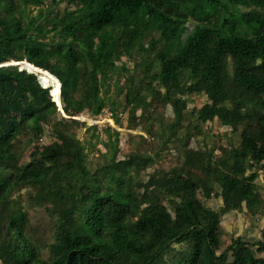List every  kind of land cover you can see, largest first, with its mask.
I'll return each mask as SVG.
<instances>
[{"label": "trees", "instance_id": "trees-1", "mask_svg": "<svg viewBox=\"0 0 264 264\" xmlns=\"http://www.w3.org/2000/svg\"><path fill=\"white\" fill-rule=\"evenodd\" d=\"M103 111L142 133L127 157L76 118ZM260 171L264 0H0V264H264V231L224 247L221 227L264 219Z\"/></svg>", "mask_w": 264, "mask_h": 264}, {"label": "rangeland", "instance_id": "rangeland-1", "mask_svg": "<svg viewBox=\"0 0 264 264\" xmlns=\"http://www.w3.org/2000/svg\"><path fill=\"white\" fill-rule=\"evenodd\" d=\"M64 7V3L61 5V8ZM191 29V25L188 24L187 25V33L188 31H190ZM24 62V61H23ZM19 65V64H17ZM128 66L131 67L132 66V62L128 63ZM47 74V73H46ZM40 82L43 84L42 80H40ZM44 85V84H43ZM46 85H44L45 87ZM54 99V98H53ZM55 100V99H54ZM205 97L204 96H194L192 97V103L189 107H197L199 108L204 102H205ZM60 110V115L62 117H64L65 115L63 114V111L61 109V105L59 104V108ZM167 114L169 115V111H167ZM77 120L79 119V121L84 122L86 124V128L96 125L97 126V131L100 135V139H105L104 134H103V128H105L106 126H110L113 129L117 130L120 133V144H119V148H120V156L121 157H127L130 149H131V144L129 143L128 140V135H135L140 133L139 130H134L133 128L129 127L126 123V115L123 114L121 115V127L117 126L116 124H114L113 120L109 118V114L107 111H103V113L101 115H98L96 117H92L90 115H88L87 113L83 112L81 113L79 116L76 117ZM204 132H209L207 135V138L205 139V143L207 144L208 148L212 147V141H217V137L216 136H221L220 138V142L217 144L226 146L228 144L229 141V135L228 136H222L225 133L227 134L229 131L227 129H224L223 127H221L217 121H213L211 124L207 125L206 128H204ZM91 132H86L85 128H81L78 129L76 131L77 134V138H79L80 140L87 138V136H89ZM142 134V133H140ZM48 139V138H47ZM147 139L151 140L150 138L147 137ZM201 139V138H200ZM199 139V140H200ZM46 141V140H45ZM235 141V140H234ZM234 143H237V141H235ZM192 146H197L198 142L197 141H192L190 143ZM98 150H100V152H104V149L101 145L97 146ZM29 149L25 150L24 153V157L23 159H28V154H29ZM99 154L98 153H94L91 154L89 156V162H90V166H92L93 168L98 166L100 159H99ZM162 160L160 163L155 164L152 168L148 169L146 171V175L148 173H151L154 170H161V169H167L170 166L174 165V163H176V158H175V152H164L162 153ZM264 180V172L260 171L259 172V178H258V183L262 184ZM262 199L264 200V194L262 195ZM204 204L208 209H212V210H218L220 208L221 205V199H217L212 197L211 199L205 201L204 200ZM263 219V218H262ZM221 227L224 231V235L222 237L223 240V245L225 247V244H227L230 240L231 237H243L245 240L247 241H255L258 239H261L262 236V230L264 228V219L261 221H257L256 219L252 218L249 214H247V212H245V210H243L241 213H237V212H230L228 214H225L222 219H221ZM264 231V230H263Z\"/></svg>", "mask_w": 264, "mask_h": 264}, {"label": "water", "instance_id": "water-1", "mask_svg": "<svg viewBox=\"0 0 264 264\" xmlns=\"http://www.w3.org/2000/svg\"><path fill=\"white\" fill-rule=\"evenodd\" d=\"M17 64H19V65H24V66H26V67H28V66H31V69L32 70H34V71H37V72H40V73H45L46 74V72H44V71H41V70H38V69H36L33 65H30L29 63H27V62H25L24 61V63H20V62H17V63H9L8 65H17ZM49 75V74H48ZM50 76V75H49ZM54 79V78H53ZM55 80V79H54ZM56 81V80H55ZM57 82V81H56ZM58 84V83H57ZM44 85H46L45 87H47L48 85L47 84H44ZM51 96H52V98H53V94H52V91H51ZM54 100V99H53ZM55 101V103H56V105L58 106V108H59V104H60V100H59V84H58V95H57V100H54Z\"/></svg>", "mask_w": 264, "mask_h": 264}, {"label": "crops", "instance_id": "crops-1", "mask_svg": "<svg viewBox=\"0 0 264 264\" xmlns=\"http://www.w3.org/2000/svg\"><path fill=\"white\" fill-rule=\"evenodd\" d=\"M261 220H263V219H260V220H257V221H261ZM262 231L264 230V228L263 229H261ZM243 238V237H242ZM244 239V238H243Z\"/></svg>", "mask_w": 264, "mask_h": 264}, {"label": "bare ground", "instance_id": "bare-ground-1", "mask_svg": "<svg viewBox=\"0 0 264 264\" xmlns=\"http://www.w3.org/2000/svg\"><path fill=\"white\" fill-rule=\"evenodd\" d=\"M31 67V66H30Z\"/></svg>", "mask_w": 264, "mask_h": 264}]
</instances>
